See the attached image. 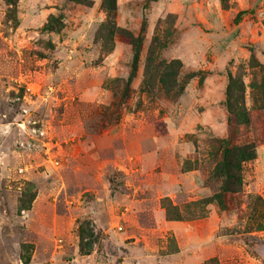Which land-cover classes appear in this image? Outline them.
<instances>
[{"label": "rangeland", "instance_id": "374dc122", "mask_svg": "<svg viewBox=\"0 0 264 264\" xmlns=\"http://www.w3.org/2000/svg\"><path fill=\"white\" fill-rule=\"evenodd\" d=\"M224 138L255 154L221 206ZM209 258L264 264V0H0V264Z\"/></svg>", "mask_w": 264, "mask_h": 264}, {"label": "trees", "instance_id": "16d2710c", "mask_svg": "<svg viewBox=\"0 0 264 264\" xmlns=\"http://www.w3.org/2000/svg\"><path fill=\"white\" fill-rule=\"evenodd\" d=\"M104 4L108 9H115V0H104ZM244 11L239 12V17ZM129 42L132 44L135 56L139 53V42L141 37H135L127 34ZM181 63L177 59L168 61L159 73V80L165 92L169 93L179 86L178 73ZM238 88V93H234L232 87ZM183 86H180L178 91H181ZM243 82L236 77L229 75V84L226 90V107L234 121L238 124H246L249 122V115L243 103ZM242 101L238 103L237 101ZM220 159L216 162L213 168V175L221 180V188L214 194V199L224 206V198L227 193L237 192L241 189L243 183L242 163L245 160L251 159L255 154V144L252 142L236 143L229 138L221 139L220 141ZM81 239L84 238V230L81 229ZM86 243L82 244L81 249L84 250ZM198 264H220L216 258H209Z\"/></svg>", "mask_w": 264, "mask_h": 264}]
</instances>
